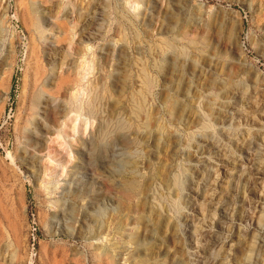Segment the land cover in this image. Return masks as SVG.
I'll list each match as a JSON object with an SVG mask.
<instances>
[{"label": "rangeland", "instance_id": "374dc122", "mask_svg": "<svg viewBox=\"0 0 264 264\" xmlns=\"http://www.w3.org/2000/svg\"><path fill=\"white\" fill-rule=\"evenodd\" d=\"M124 1L0 0V264H264V0ZM85 45L93 134L64 147Z\"/></svg>", "mask_w": 264, "mask_h": 264}, {"label": "bare ground", "instance_id": "6f19581e", "mask_svg": "<svg viewBox=\"0 0 264 264\" xmlns=\"http://www.w3.org/2000/svg\"><path fill=\"white\" fill-rule=\"evenodd\" d=\"M124 6L128 5L129 9H132L133 11L136 12V10H138L139 8V3H130L128 1H124ZM122 3V4H123ZM188 5V4H187ZM186 5V6H187ZM78 6V5H77ZM174 7V10L172 13H169V19H168V24L165 25L167 29V33L169 32H174L177 34L178 36H182L184 38H186L188 35H190V33L196 32V29L194 27V20L195 18L198 16L200 17V14L198 11H192V16L193 18H188V16H182V14L180 13V10L178 7ZM185 7V6H184ZM85 8V7H84ZM123 12V11H122ZM168 13V12H167ZM189 13V12H188ZM186 14V13H185ZM190 14V15H191ZM121 21V20H120ZM121 25V24H120ZM40 29V27H38V30ZM212 29V28H211ZM91 33V32H90ZM166 33V34H167ZM198 36V35H197ZM193 37V36H192ZM201 37V36H200ZM114 42V41H113ZM81 43H83V41L80 40L79 45H81ZM169 44V43H168ZM81 48V47H80ZM74 49V48H73ZM262 49V48H261ZM83 53L80 57L81 62L78 63V70L76 71V90L70 94L69 99H67L66 101V105L68 106L67 111H65L64 115H63V120H62V127L60 130L57 131L56 133V139L61 138L62 139V146H67L68 143L70 141H75V135L78 133H83L85 134L86 132H88V134H93V124H94V114L96 112V101H97V95L94 97V95H92L91 98H89V100L84 101L83 98L84 96L87 94V90H86V86H85V82L88 80V77L93 73L94 71V62L92 59H89L88 57V53L90 51V48L88 45L84 46V49L82 50ZM80 54V53H79ZM93 55V54H92ZM108 63V62H107ZM109 64V63H108ZM149 71V70H148ZM125 79V78H124ZM127 80V79H126ZM165 81V80H164ZM126 83V81H124ZM177 82V81H176ZM87 83V82H86ZM126 85V84H125ZM121 88V87H120ZM129 90V88H128ZM103 92V91H102ZM177 93V92H176ZM166 94V93H165ZM173 99V98H172ZM171 99V100H172ZM35 101L39 100L38 98H34ZM137 99H134L133 102H136ZM172 105H171V112L172 113H177L178 111V106L177 102L175 101H171ZM171 104V103H170ZM115 106H117V104H115ZM113 107L112 109L114 110ZM113 110H111V112H108V116H113V114L116 112H114ZM133 111H135L136 114H138V117L144 114V110H143V105L141 103V100L138 101V105L136 107H133L132 109ZM147 114V113H146ZM159 116V115H158ZM146 118L149 121V125L148 126H155V118L149 115L146 116ZM157 124V123H156ZM122 125V124H121ZM119 127V126H118ZM98 129V128H97ZM102 129V130H101ZM103 129L100 126L99 129V133L103 134ZM63 135H66V137L64 138ZM71 138V139H70ZM150 139V138H149ZM150 141V140H149ZM93 145V144H92ZM50 158V156H48ZM134 166V165H133ZM46 169V167H45ZM44 169V170H45ZM166 179V178H165ZM130 183V182H129ZM169 183V182H168ZM127 186L124 189V198L123 199L126 203L128 201H130L131 198H133L139 191H141V188L138 187L135 183H130V184H126ZM143 190V189H142ZM123 192V190H122ZM143 192V191H142ZM177 194V193H176ZM178 196V195H177ZM123 203V202H122ZM143 204V203H142ZM141 204V205H142ZM124 208L126 209L125 211L128 210L127 205L129 204H124L123 203ZM132 206V205H131ZM123 208V209H124ZM126 216V215H125ZM125 216H121L123 218L117 220L116 222H118L119 225V231L123 230V226L121 223H123V220L125 219ZM114 217V214L113 216ZM128 217V216H127ZM126 217V218H127ZM115 220V219H114ZM128 220V219H127ZM163 220V219H161ZM96 221V220H95ZM145 222V221H144ZM160 223V221L158 222ZM162 223V222H161ZM104 224V223H103ZM105 225V224H104ZM113 226V225H112ZM115 229V228H114ZM118 230V229H117ZM176 235V234H175ZM154 237V236H153ZM139 238V237H138ZM135 235L131 237V239L134 242H138L140 241ZM128 240V239H127ZM135 244H139V243H135Z\"/></svg>", "mask_w": 264, "mask_h": 264}]
</instances>
